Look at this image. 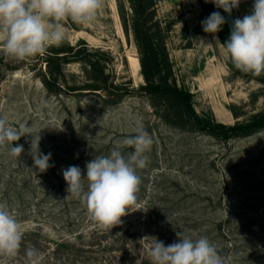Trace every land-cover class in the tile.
<instances>
[{
    "label": "rangeland",
    "instance_id": "1",
    "mask_svg": "<svg viewBox=\"0 0 264 264\" xmlns=\"http://www.w3.org/2000/svg\"><path fill=\"white\" fill-rule=\"evenodd\" d=\"M155 11L154 21L169 27V84L186 93L198 119L221 130L263 123L264 75L232 65L226 24L215 35L202 28L222 9L155 0ZM132 15L129 0H103L93 23L65 21V42L44 55L16 60L0 52V117L31 126L54 165L43 173L33 166L30 137L14 142L24 147L21 157L0 148V202L24 234L17 256L0 264H26L28 248L42 253L39 264H150L152 238L167 246L178 232L206 236L227 264H264V125L246 136L202 130L193 115L169 109V97L144 92ZM137 123L154 140L138 169L137 205L101 230L83 202L67 196L62 169L75 165L86 175V162L108 155Z\"/></svg>",
    "mask_w": 264,
    "mask_h": 264
},
{
    "label": "clouds",
    "instance_id": "2",
    "mask_svg": "<svg viewBox=\"0 0 264 264\" xmlns=\"http://www.w3.org/2000/svg\"><path fill=\"white\" fill-rule=\"evenodd\" d=\"M229 15L240 0H205ZM103 0H0V52L16 60L42 56L49 47L66 40L65 21L80 25L93 23ZM204 32L215 35L226 23L220 12H213L202 22ZM232 65L244 74L264 75V0H254L250 14L233 21V30L223 43ZM50 106L49 101L44 102ZM132 135L117 141L106 156L86 162V175L78 166L62 169L68 185L67 196L80 199L88 215L101 230L122 223L121 218L135 207L142 183L138 169L149 162L154 140L142 124L137 123ZM21 137H30L33 166L40 173L50 167L51 153L40 151V134H34L24 123L14 126L0 117V148L7 147L13 157H21ZM131 148L125 153L122 149ZM85 180L87 185L85 186ZM21 224L6 202H0V257H16L22 248ZM178 240L165 246L153 237L149 251L150 264H227V260L206 236L193 239L177 233ZM42 253L25 250L26 264H39Z\"/></svg>",
    "mask_w": 264,
    "mask_h": 264
},
{
    "label": "trees",
    "instance_id": "3",
    "mask_svg": "<svg viewBox=\"0 0 264 264\" xmlns=\"http://www.w3.org/2000/svg\"><path fill=\"white\" fill-rule=\"evenodd\" d=\"M129 2L133 10L132 28L141 53L142 74L146 80V83L141 87L144 92L157 94L158 96L165 95L167 100L169 97L173 106L168 108L175 109L180 115H182V111L185 114L193 115L196 118V125L202 130L223 133L226 136H246L254 133L255 129L264 125V122L250 123L239 127L233 126L229 129H223V131L219 129L220 127L222 128V125L213 126L200 121L186 93L172 88L171 84H169V79L172 77V64L165 42L166 31L169 27L167 26V28L163 29L160 22L154 21L156 17L155 0H129ZM200 4L205 6V0H200ZM222 40L226 42L225 39L222 38ZM190 46L191 41L188 38V47Z\"/></svg>",
    "mask_w": 264,
    "mask_h": 264
},
{
    "label": "crops",
    "instance_id": "4",
    "mask_svg": "<svg viewBox=\"0 0 264 264\" xmlns=\"http://www.w3.org/2000/svg\"><path fill=\"white\" fill-rule=\"evenodd\" d=\"M254 0H240V4L238 8H234L235 18H243L244 15L250 14L252 10Z\"/></svg>",
    "mask_w": 264,
    "mask_h": 264
},
{
    "label": "water",
    "instance_id": "5",
    "mask_svg": "<svg viewBox=\"0 0 264 264\" xmlns=\"http://www.w3.org/2000/svg\"><path fill=\"white\" fill-rule=\"evenodd\" d=\"M222 12H223V16L225 17L226 25H227L229 36H230V34L233 30V21L236 19L235 15H234V11L232 10L231 15H229L223 9H222Z\"/></svg>",
    "mask_w": 264,
    "mask_h": 264
}]
</instances>
